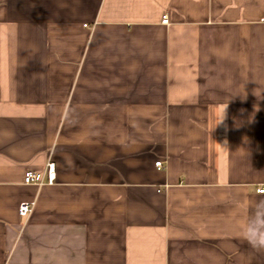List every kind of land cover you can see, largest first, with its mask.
Segmentation results:
<instances>
[{
    "label": "crops",
    "instance_id": "1",
    "mask_svg": "<svg viewBox=\"0 0 264 264\" xmlns=\"http://www.w3.org/2000/svg\"><path fill=\"white\" fill-rule=\"evenodd\" d=\"M263 17L0 0V264H264L239 230L264 200ZM50 161L53 185L24 184Z\"/></svg>",
    "mask_w": 264,
    "mask_h": 264
},
{
    "label": "clouds",
    "instance_id": "2",
    "mask_svg": "<svg viewBox=\"0 0 264 264\" xmlns=\"http://www.w3.org/2000/svg\"><path fill=\"white\" fill-rule=\"evenodd\" d=\"M222 109L219 123L225 119V110ZM258 110V109H257ZM222 147H227V142ZM241 239L244 240L249 247L257 252L264 253V200L256 202L255 206L250 210L248 219L240 227Z\"/></svg>",
    "mask_w": 264,
    "mask_h": 264
},
{
    "label": "built area",
    "instance_id": "3",
    "mask_svg": "<svg viewBox=\"0 0 264 264\" xmlns=\"http://www.w3.org/2000/svg\"><path fill=\"white\" fill-rule=\"evenodd\" d=\"M163 24H168V17L165 15L163 17ZM262 22L264 23V17L262 18ZM156 167L158 169H162L163 162H157ZM56 165L54 162L50 161L47 164L46 171L44 173H38L34 171H28L24 175V184L25 185H35L38 187H43L44 185H53L56 181ZM259 194H264V188L258 189ZM35 202H22L19 205L18 213L22 218H29L32 215L35 209Z\"/></svg>",
    "mask_w": 264,
    "mask_h": 264
}]
</instances>
